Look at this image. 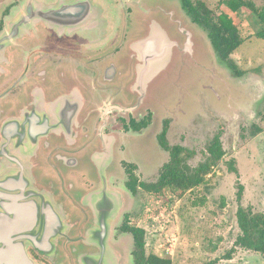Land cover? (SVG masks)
Returning a JSON list of instances; mask_svg holds the SVG:
<instances>
[{"label":"flooded vegetation","instance_id":"af4514ba","mask_svg":"<svg viewBox=\"0 0 264 264\" xmlns=\"http://www.w3.org/2000/svg\"><path fill=\"white\" fill-rule=\"evenodd\" d=\"M174 1L214 11L209 0ZM159 3L14 0L0 13L1 39L30 7L59 10L53 22L19 27L22 37L0 57V239L13 228L26 235L18 242L34 264H116L119 233L133 236L128 224L115 227L124 192L135 199L141 184L155 183L140 180L135 161L118 157L128 149L126 132L154 131L155 112L145 102L157 54L170 55V39L153 17ZM142 21L145 36L138 35ZM17 216L26 225H11Z\"/></svg>","mask_w":264,"mask_h":264},{"label":"rangeland","instance_id":"374dc122","mask_svg":"<svg viewBox=\"0 0 264 264\" xmlns=\"http://www.w3.org/2000/svg\"><path fill=\"white\" fill-rule=\"evenodd\" d=\"M9 1L14 0H0V13ZM157 1L162 11H155L153 17L170 39L165 43L170 55L155 62L157 76L145 102L155 112V127L150 135L148 130L126 132L122 139L128 149L121 150L118 162L135 161L141 167L140 180L156 183L170 160L158 140L166 123L169 145L187 150L183 156L190 167L205 162L207 149L218 134L226 155L206 182L192 190L166 189L157 194L140 189L135 199L125 190L127 200L115 227L128 224L144 229L147 255L155 254L170 264H264L263 255L242 248H236L231 260L225 259L241 234L238 209L264 211V40L255 36L263 25L248 10L238 14L245 42L232 58L246 74L236 78L217 56L208 32L178 2ZM209 1L218 14L225 7L221 3L226 0ZM247 1L264 8V0ZM139 26L138 35L145 36L148 25L142 21ZM257 128L263 132L254 136ZM232 161L237 174L230 171ZM123 182L118 187L123 188ZM239 185L244 189L241 200ZM119 235L112 249L116 264H134L133 236ZM119 243L128 244L126 250Z\"/></svg>","mask_w":264,"mask_h":264},{"label":"trees","instance_id":"16d2710c","mask_svg":"<svg viewBox=\"0 0 264 264\" xmlns=\"http://www.w3.org/2000/svg\"><path fill=\"white\" fill-rule=\"evenodd\" d=\"M223 5V4H222ZM226 6L222 12L209 10L206 6L200 8L184 5L185 11L192 20L203 27L208 32L211 44L220 58L230 69L234 77L242 78L246 72L241 70L233 54L245 42L240 32V25L237 16L241 10L245 9L254 13L260 19L263 29L255 36L264 40V8L258 9L257 6L247 0H226ZM135 130L140 128L134 127ZM257 136L262 133L261 128H257ZM160 145L170 153V161L162 167L159 180L155 184H141L140 186L148 192L161 193L166 189L189 191L206 182V178L213 169L223 160L226 152L223 148L222 137L216 135L207 149L208 156L205 162L198 167L192 168L183 156L187 150L182 146L171 147L167 139V127L159 136ZM230 171L237 174L234 161L230 165ZM134 188L133 185L131 186ZM239 199H242L243 187L239 185ZM238 226L241 234L238 236L235 247L225 256L226 260H231L236 248H242L264 256V211L255 213L252 208L240 207L237 212ZM125 231L131 232L134 237L135 250L133 252L134 264H170L162 260L155 254L146 253V232L144 229L125 226ZM213 264V263H211Z\"/></svg>","mask_w":264,"mask_h":264},{"label":"water","instance_id":"95a60500","mask_svg":"<svg viewBox=\"0 0 264 264\" xmlns=\"http://www.w3.org/2000/svg\"><path fill=\"white\" fill-rule=\"evenodd\" d=\"M31 1H34V0H31ZM31 10L32 12H30L28 15H24L23 19L18 24L15 25L14 29L10 31L9 34L5 33L6 36L0 39V57L4 56L5 51L8 46L15 43L17 40H19L22 37L23 31H21L20 29L18 30L19 27H21L22 29L25 25H28V29L26 31L29 32L30 30L29 26L34 25L37 19H43L44 21H47V22L49 21L53 22L54 19H56L57 17L53 16L52 14H55V12L59 11L58 9H55V10L37 9L36 10L30 7L28 9V12ZM62 10H65V12L72 17L73 15L72 9L63 8ZM62 10L58 12L57 14L61 13ZM157 58H161V56L157 54ZM7 185L8 186L11 185L10 181H6L4 184V187L5 186L7 187ZM1 196L4 198L6 196L8 197V195L5 196V194L4 195L2 194ZM19 196L21 197V195ZM11 197L12 199H17V195H12ZM18 219H19L18 221L16 220V221L11 222V225L15 226L17 223L18 225L20 223L24 224L20 222V217H18ZM35 221H36V217L31 222V225H29V229L32 228V225L35 223ZM2 225H4L3 221L0 222L1 227ZM56 225H59L58 222L56 223ZM56 225L54 224L52 227L54 228ZM2 238L3 239H0V242L5 243L8 247L5 248V246H0V264H34L28 257L23 245L20 242H18L20 239L26 238V235L22 236L21 232H19L16 228H13L12 230L8 232L6 239L4 238V236ZM14 241L16 242V244L14 243Z\"/></svg>","mask_w":264,"mask_h":264}]
</instances>
